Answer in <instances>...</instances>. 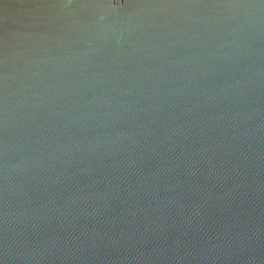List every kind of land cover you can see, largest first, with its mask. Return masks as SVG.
Wrapping results in <instances>:
<instances>
[{
    "label": "water",
    "instance_id": "water-1",
    "mask_svg": "<svg viewBox=\"0 0 264 264\" xmlns=\"http://www.w3.org/2000/svg\"><path fill=\"white\" fill-rule=\"evenodd\" d=\"M0 264H264V0H0Z\"/></svg>",
    "mask_w": 264,
    "mask_h": 264
}]
</instances>
